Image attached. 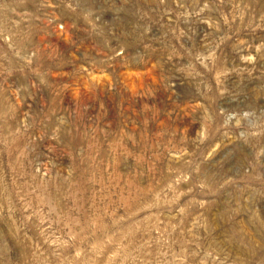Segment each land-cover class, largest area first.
Segmentation results:
<instances>
[{
    "label": "rangeland",
    "instance_id": "obj_1",
    "mask_svg": "<svg viewBox=\"0 0 264 264\" xmlns=\"http://www.w3.org/2000/svg\"><path fill=\"white\" fill-rule=\"evenodd\" d=\"M0 264H264V0H0Z\"/></svg>",
    "mask_w": 264,
    "mask_h": 264
}]
</instances>
